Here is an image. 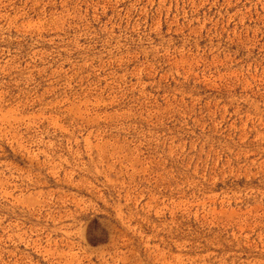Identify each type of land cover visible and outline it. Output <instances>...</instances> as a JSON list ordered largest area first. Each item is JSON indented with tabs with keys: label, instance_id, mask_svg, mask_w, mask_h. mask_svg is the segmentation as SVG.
<instances>
[{
	"label": "rangeland",
	"instance_id": "obj_1",
	"mask_svg": "<svg viewBox=\"0 0 264 264\" xmlns=\"http://www.w3.org/2000/svg\"><path fill=\"white\" fill-rule=\"evenodd\" d=\"M0 264H264V0H0Z\"/></svg>",
	"mask_w": 264,
	"mask_h": 264
}]
</instances>
